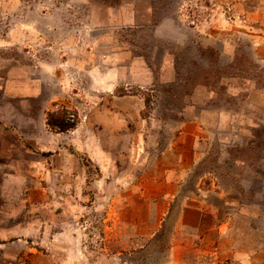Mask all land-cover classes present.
Here are the masks:
<instances>
[{
	"label": "rangeland",
	"instance_id": "1",
	"mask_svg": "<svg viewBox=\"0 0 264 264\" xmlns=\"http://www.w3.org/2000/svg\"><path fill=\"white\" fill-rule=\"evenodd\" d=\"M0 264H264V0H0Z\"/></svg>",
	"mask_w": 264,
	"mask_h": 264
},
{
	"label": "trees",
	"instance_id": "2",
	"mask_svg": "<svg viewBox=\"0 0 264 264\" xmlns=\"http://www.w3.org/2000/svg\"><path fill=\"white\" fill-rule=\"evenodd\" d=\"M52 117H54V115L51 116V118ZM76 120H77V118L75 117V120L72 123H71V120H70L69 121L70 123L67 124L66 123V116H62V114H60V117L58 119H56L55 122L51 121L50 124L52 126L59 127L61 130H65V129L69 130L70 128H72L75 125Z\"/></svg>",
	"mask_w": 264,
	"mask_h": 264
}]
</instances>
